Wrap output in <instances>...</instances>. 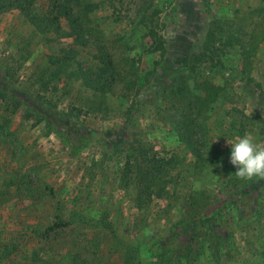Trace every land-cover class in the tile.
<instances>
[{
  "label": "rangeland",
  "instance_id": "1",
  "mask_svg": "<svg viewBox=\"0 0 264 264\" xmlns=\"http://www.w3.org/2000/svg\"><path fill=\"white\" fill-rule=\"evenodd\" d=\"M1 5L0 264H156L158 241L187 213L208 219L229 202L216 236L230 255L167 264H264V177H238L229 162L238 137L264 146V0ZM216 47L214 63L199 61ZM107 60L104 96L70 76L106 72ZM56 119L90 136L78 157L47 127ZM132 146L170 162L163 198L139 194L125 169Z\"/></svg>",
  "mask_w": 264,
  "mask_h": 264
},
{
  "label": "trees",
  "instance_id": "2",
  "mask_svg": "<svg viewBox=\"0 0 264 264\" xmlns=\"http://www.w3.org/2000/svg\"><path fill=\"white\" fill-rule=\"evenodd\" d=\"M65 1L67 0H62V2ZM17 8L26 14L29 18L28 20L33 25L36 27L38 26V24H36V20L30 16L21 4L20 7L17 6ZM5 10L6 7L1 5L0 12H4ZM59 15L67 18L71 17L68 10H61ZM148 35L153 40L155 51L164 50V39L157 31L150 29ZM223 47L224 41L222 40V56L225 51ZM220 52L221 48L216 47L209 55L205 57L203 56L202 59H199V61L204 63H214ZM218 62H220V59H218ZM104 64L106 66V72L102 71L103 73L98 75L96 72L82 71L79 69L76 72H72L70 76L81 79L86 87L93 90L95 95L99 94L104 96L112 89L111 83L108 82L106 84L103 79L105 74L108 73L109 70H112V64L108 60L104 62ZM55 122L56 124L52 126L48 120L46 121V125L52 134L62 140L71 156L78 157L89 147L90 136L88 134L80 131L75 125L70 124L66 120L56 119ZM182 130H180L179 133L186 144L185 146H187L190 151L194 152V154L199 157V151L195 148V144L192 145L194 140L190 138L188 130ZM131 151L132 153L125 164V169L134 175L133 181L136 184L139 194L149 199L153 197L163 198L168 194L169 182L166 180L165 173L166 167L170 164V162H166L164 159L154 160L153 158H149L145 156V154H142L144 153L143 150L135 146H132ZM231 205H233L231 202L225 206L222 203V211L218 209L216 212H212L213 214L208 219L204 218V216L202 218L200 217L197 221H193L194 216H192V213H187L188 217L185 218V220H187L186 224L182 223L177 225L178 229H181L180 232L175 231L168 238L158 241L156 246L157 248L152 253V257L157 261L156 264H167L170 256L173 254H176L178 256V260L181 262L188 261L190 258L195 260L203 256L206 251L216 258L220 254H222V257L230 255L232 251L230 240L229 238H224L222 236V241H220V237L216 236V227L219 226L217 225L219 219L226 215L225 212L227 207H230ZM192 208L195 209V207ZM202 210L203 208H197V213H200ZM223 228L224 227L222 226V230ZM179 245L181 246L178 250L177 247Z\"/></svg>",
  "mask_w": 264,
  "mask_h": 264
},
{
  "label": "clouds",
  "instance_id": "3",
  "mask_svg": "<svg viewBox=\"0 0 264 264\" xmlns=\"http://www.w3.org/2000/svg\"><path fill=\"white\" fill-rule=\"evenodd\" d=\"M229 162L238 177H264V146L255 143L248 135L238 137L230 144Z\"/></svg>",
  "mask_w": 264,
  "mask_h": 264
}]
</instances>
